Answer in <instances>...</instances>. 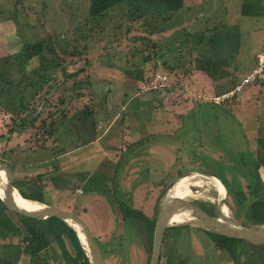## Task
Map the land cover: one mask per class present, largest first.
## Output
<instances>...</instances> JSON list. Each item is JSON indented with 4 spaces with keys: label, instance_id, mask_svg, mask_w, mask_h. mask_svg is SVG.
<instances>
[{
    "label": "rangeland",
    "instance_id": "1",
    "mask_svg": "<svg viewBox=\"0 0 264 264\" xmlns=\"http://www.w3.org/2000/svg\"><path fill=\"white\" fill-rule=\"evenodd\" d=\"M142 2L119 3L103 15L89 18L90 0H0V57L18 52L25 43L56 37L53 39L55 50L63 59L66 71L56 72L55 77L62 83L58 90L51 92L50 101L39 103L41 117L47 115V110L54 111L59 107L56 105L58 98L65 97L63 95L69 92L79 94V99L65 104V111L71 119L68 117L60 123L55 140L36 127H29L24 133L12 137L8 134L11 120L7 114L4 116V110L0 111V155L14 174L17 173L15 177L20 178L24 174L36 177V172H42L16 169L18 165L37 162V159L49 160L61 149L71 150L79 146L81 125L88 124L91 130V121L98 118V112L107 110V118L111 120L116 116L115 125H118L123 106H128L130 102L136 106L134 118H137V122L133 117L127 118V122L131 123L127 128L138 132V137L132 138L142 139L139 146L144 145V149L131 161L129 150L122 156L121 163L126 157L129 163L126 182L119 177L123 167L120 163L121 168L116 169L117 189L113 186L115 181H107L108 190L100 196V205L95 204L94 209L86 212H82L79 205L74 207L64 203L55 190L44 189V200L50 205L70 208L75 214L82 213L80 216L94 234L106 264H149L151 257L153 241L150 242L145 226L134 219L124 222L117 199L126 201L130 198L133 208L148 218L157 217L158 209L155 212V206L160 207L175 182L184 176L198 177V180L179 187L185 192H192L185 197L186 200L199 204L213 202L218 206L224 197L221 209L240 221L252 199L248 195V185L252 184L251 175L248 177L247 173V170H251L248 143L239 129V121L214 102L215 97L231 86L223 83L212 86V76L198 68V58L208 57V52L211 56L216 54L210 48L214 43H210L208 37L212 31H220V25L225 20L221 6L229 1L189 2L166 20L161 15L149 13ZM243 3L249 7L250 15H242ZM237 14L228 37L221 30L215 38V43L230 42L228 54L223 57L227 59L230 56L227 60L229 64L222 63L218 69L226 71L229 68L231 74L236 70L243 72L252 62L253 53L258 51L252 69L255 68L264 54V0H242L240 14ZM159 28L161 31H158ZM202 31L204 35H201ZM154 42L158 44L157 48L165 52V63L162 58L145 62L144 57L154 54V47L151 46ZM220 56L222 54L219 55L222 58ZM252 69L247 70L245 75L251 73ZM72 73H76L73 78H65V74ZM138 74H141L140 79ZM162 79H165V85L155 81ZM74 82L75 90L66 89ZM201 84L206 90L199 87ZM21 87L22 84L18 88ZM83 111L96 114H83ZM185 114H188L184 119L187 124L182 130L179 128ZM70 121H76L75 126ZM101 132L102 129L98 130L97 135ZM113 132L118 135L119 125ZM150 144H154L152 163H149L152 155L147 158L145 153ZM21 145L24 150H19ZM38 145L45 148H38ZM8 152H11L10 156ZM139 155L144 156L140 158ZM10 161L18 162V165L13 166ZM159 168L163 170L161 175H157ZM225 183L230 184V188ZM238 185L246 199L242 205L235 200L234 191ZM80 189L73 193L81 197ZM8 216L16 231L14 234L4 232L0 224V259L8 258L13 252V264H29L28 255L23 251L26 243L22 238V221L16 213L8 212ZM34 224L46 240L43 246L47 242L49 246L45 249L47 260L44 261L43 255L33 264H68L69 256L74 254L72 245L64 236L65 251L62 250L55 240V234L49 230L50 227L55 228L57 231L54 232L60 233L58 224L53 221ZM46 224L51 226L47 227ZM187 226L183 230L173 227L166 231L159 264H166L167 259L175 261L177 255H182L185 264H234L227 254L213 246L203 231L195 229L202 227ZM5 244L11 245L10 251L8 247H3ZM250 244L243 243L241 246L243 255L240 262L251 258L255 264H264V257L256 244Z\"/></svg>",
    "mask_w": 264,
    "mask_h": 264
},
{
    "label": "trees",
    "instance_id": "2",
    "mask_svg": "<svg viewBox=\"0 0 264 264\" xmlns=\"http://www.w3.org/2000/svg\"><path fill=\"white\" fill-rule=\"evenodd\" d=\"M146 5L147 11L154 15H161L165 20L169 18L176 10L179 8L184 7V5H189V2H197L198 0H143ZM251 1V0H247ZM262 1V0H261ZM132 3V2H141V0H90V4L88 7V17L89 18H96L98 16L103 15L106 11H108L113 6L119 3ZM246 2V0H244ZM191 4V3H190ZM249 7L247 4L243 3L241 13L242 15H250ZM144 11V10H143ZM255 15V14H253ZM88 18V19H89ZM214 20V19H213ZM163 23V21H162ZM212 28V27H211ZM207 29V28H205ZM158 31H161L159 28ZM212 31V29L210 30ZM214 32V31H212ZM203 31L201 32V35ZM204 35V34H203ZM51 36L45 39H39L33 42L23 44V47L18 50L16 53H12L10 55H6L4 57H0V111L5 113L4 115H8V119L11 120V125L8 127V134L18 135L19 133H24L29 127H36V129H43L42 132L48 134V136H52L54 139L55 133L58 131L60 123L68 118L67 112L65 111V104L67 102H71V100L77 98L79 99V94H70L63 95L65 97L58 98L56 105V111L47 110V115L41 117V112L38 110L41 101H50L48 100L49 96H51V92L53 90H58L62 80H58L55 77L57 71L64 73L65 66L62 63L63 59L59 56L58 52L55 50L54 41L56 37ZM215 35L213 33L209 34L208 40L210 43H214ZM213 45V44H210ZM154 47V54L148 55L144 57L145 62L150 59H157L162 58L163 63L167 61V58H164V51L160 50V47L157 48L158 44L154 42L151 45ZM157 52V53H156ZM190 53V52H189ZM156 55V56H155ZM158 61V60H157ZM222 63H227L226 60H222L220 58L212 59L211 61L205 60L202 62V66L199 68L205 71L209 76H214V74L219 70V66ZM167 67L169 62L166 63ZM154 62V67H155ZM157 71V70H156ZM18 73V74H17ZM75 74H65V78H73ZM246 75H243L239 78L237 83H240L241 80ZM141 78V74H138V79ZM232 86L229 90L225 91L228 92L232 88H234L236 84L235 79L232 80ZM259 81H264L260 80ZM22 84L21 88H18L19 85ZM246 84L243 88H245ZM76 83L74 82L70 88L75 90ZM19 90H18V89ZM68 91V90H67ZM238 95L235 94L229 99L223 101L222 104L217 105H224L235 103V99H237ZM136 101V100H135ZM133 102H130L128 106H124L122 112V121L123 119L134 117L135 112V105H132ZM213 103V102H211ZM215 104V103H213ZM216 105V104H215ZM61 109L60 111H58ZM130 111V112H128ZM127 115H126V113ZM93 111H83V114H92ZM126 117V118H125ZM70 118V117H69ZM71 119V118H70ZM132 120V119H131ZM127 121V120H126ZM129 121V119H128ZM7 123V122H5ZM95 125V123H94ZM45 128V129H44ZM47 129V131H45ZM55 140V139H54ZM38 148H45L44 145H38ZM9 153V152H8ZM5 158L0 155V160L5 163L13 172V169L10 167L9 164L4 160ZM13 166H16L18 162L10 161ZM25 164H22V167ZM118 165V164H117ZM28 171V169H24ZM15 175V174H14ZM44 174H37L36 177H27V175H23L22 177L18 178L13 176V186L18 190L20 195L26 199L39 202L41 204H47L44 198V187L45 184L43 181ZM115 182L113 186L117 189V181L116 176H114ZM113 179V181H114ZM1 184V181H0ZM227 184L225 183V186ZM250 191L248 195L252 197L251 201L249 202L248 206L243 212L242 221L245 223H262L264 222V195L260 196V191H262L263 187L262 184L250 185ZM98 194L102 195L104 192H97ZM116 195V190H114ZM235 200L236 203L242 205L246 202L244 199V193L241 190L235 191ZM160 198V197H159ZM158 198V199H159ZM244 199V200H243ZM119 202V210L122 214V220L131 221L132 219L141 222L143 226H145L148 237L150 242L153 241V233L155 228L156 216L153 218H148L138 209H135L131 205V200L128 198L126 201L117 199ZM78 207V204L75 203L74 207ZM206 212L210 215H216L218 212V206L216 203L209 202V203H201ZM69 209L70 208H65ZM158 206H155V212H157ZM0 210H9L4 205L2 199H0ZM73 211V210H72ZM11 213H15L10 211ZM82 212H86V210L82 209ZM17 214V213H16ZM82 213H77L80 216ZM19 215V214H17ZM20 220L22 221V225L24 226V230L22 238L26 243V248L23 251L28 255V263L33 264L36 263L39 258H42L44 255V261L47 260L46 251L45 249L49 246V242L45 246H43L44 241L46 242L45 238L41 233L38 231L37 227L35 226V222L39 223H47L48 221L45 220H37L35 218H29L25 216L19 215ZM82 217V216H81ZM58 224L57 229L60 233H57L55 228H51L50 224H46L47 227H50L51 233L55 234V240L59 243L62 250L65 251L64 248V236L70 242L73 247L74 254L73 256H69L68 264H91L89 260L88 251L84 244L79 240L76 231L68 226L63 222H57V219H53V222ZM188 226H178L179 230L186 229ZM173 227L167 228L172 229ZM197 231H203L207 237L212 241L213 246L219 250L220 252L227 254L230 260L233 261L234 264H255L253 259H246L242 263L240 262V257L242 254L241 246L243 243H250L240 239L235 238H228L223 235H219L208 231L203 228H195ZM54 230H56L54 232ZM166 230V231H167ZM166 231L164 234V238L166 237ZM19 234V232H18ZM255 245V244H250ZM257 248L260 250V253L264 257V244L256 245ZM19 248V247H18ZM245 251V250H244ZM13 252L11 253L8 258L0 259V264H13ZM14 259V258H13ZM160 262V261H159ZM264 262V258H263ZM44 263V262H43ZM166 264H185V261L182 255H177V259L173 261L172 259H167Z\"/></svg>",
    "mask_w": 264,
    "mask_h": 264
},
{
    "label": "crops",
    "instance_id": "3",
    "mask_svg": "<svg viewBox=\"0 0 264 264\" xmlns=\"http://www.w3.org/2000/svg\"><path fill=\"white\" fill-rule=\"evenodd\" d=\"M228 1L229 2H223L221 6V10L226 21H222V24L220 25V31L224 30L222 32H225L223 34L225 37H228L230 33L229 28L236 22L238 15L237 13L240 14V5L242 2V0ZM220 31L216 30L212 32L215 35V38H217V34L220 33ZM215 38L214 45L210 48L214 53L216 51V54H213L211 56V53L208 52V57L203 56L201 59L198 58V68L199 66H202V63L200 62V60L202 59L211 61L214 55L216 56V58H219V55L222 54V56L220 57L223 58L228 54L227 51L230 47V42L220 41L219 43H215ZM257 52L253 53L252 62L249 63L245 70L241 73H238L236 70V72H232L231 74V69L229 68H226V71L219 69V71H217L214 76L210 78L211 85L215 87L220 86V84L223 83L222 85L225 84L227 86L228 84H230V86H232L233 79L236 80V82H234L233 84H236L239 78L245 75V73L251 70L254 66V58ZM229 59L230 56H228L227 59L223 58L222 60L227 61ZM199 70L201 72H205L200 68ZM199 87L206 90L204 88V84L199 85ZM235 100V103L230 102V104H224L220 106H218L217 104L216 105L225 109V112L229 111V113H231V117L239 121V129L242 132L243 136H245V140L248 143L247 153L250 156L249 166L251 169L249 171L247 170L248 177L251 175L252 186L256 184L258 185L259 183L262 184L263 189L259 192L260 196H262L264 195V81L251 83V85H248L240 92L237 99ZM94 113H92V115H94ZM181 115L184 116L183 113ZM185 115V117H182V121H184V119L188 117V114ZM97 117L98 118H94L91 121V130L89 129L90 125H81L82 127L80 129L82 131L80 132V139L78 141L80 142L81 140V142L79 146L71 150L66 149L63 151V149H61L62 151H60L59 154H55L53 157H50L49 160L37 159V162H28V164L24 163L25 165H23V167L22 164H17L18 166L15 168H27L28 170L42 171L36 172L38 174L47 173V175L43 176V179L45 176L47 178L42 181L45 184L44 189L46 188L55 190L56 193H58V195H56L58 197L60 196L61 200H63V202L66 204L68 203L71 204V206H74V204L77 203L82 209L86 211L94 209L95 204L100 205V202H102V198H100V196L102 195L98 194L97 192L108 190L107 181H113L114 176H116V169L118 167L121 168L120 163L122 162V156L124 155V153L128 152V150L130 151L129 161H131L139 151H142L144 149V145L141 147L139 146V144L142 142V139L139 138L133 140L132 137H138L139 134L135 129L127 128L131 126V123L126 121L127 119H123V121L122 117L119 119L118 125L120 127V132H118L117 135L113 132L115 127L118 126L115 125L116 116H114V118L110 120L109 118H107L109 117V115L107 114L106 110L104 112H98ZM133 119L135 118L133 117ZM133 119L131 120V122L133 121ZM75 123L76 121L74 123L72 122L71 124L75 126ZM185 124H187L185 121L181 122V128L179 129L183 130L186 127ZM100 129H102V132L97 135L98 130ZM184 131H186V129ZM22 145L20 146L19 150L25 149L24 147H22ZM145 153L147 158H149L148 155H152L149 158V163H152V159L154 156V144H150L149 148L145 149ZM139 156L140 158H142L144 155ZM8 158L9 160H11L10 157ZM142 162L144 163V161ZM121 164L123 167L119 173V177H121V179L123 178V182H126L127 179H125V174H127L126 170L129 167L127 157ZM157 171V175H161V172H163V170L161 169ZM16 174H13V176H16ZM29 175L30 174H28L27 177H29ZM46 183L48 185H46ZM249 186L250 184L248 185V188L250 190ZM80 187V190L82 191L81 197L73 193ZM228 187L230 188V184L228 185ZM236 190H240L239 185L237 189H235V191ZM8 212L9 210H0V224L5 230L4 232H11L12 234H14L16 230L14 228V224L10 222L11 220L9 219ZM3 236H5V234ZM3 247L9 248L11 247V245L5 244ZM8 251H10V248Z\"/></svg>",
    "mask_w": 264,
    "mask_h": 264
},
{
    "label": "water",
    "instance_id": "4",
    "mask_svg": "<svg viewBox=\"0 0 264 264\" xmlns=\"http://www.w3.org/2000/svg\"><path fill=\"white\" fill-rule=\"evenodd\" d=\"M0 173L5 178V183L2 189L3 192L2 196H0V199H2L7 209L21 216L45 220L48 222L53 221V219H57V222L60 221L67 224L76 231L78 238V231L84 236V245L88 251L91 264H106L94 234L81 216L70 210L54 205L42 204V207L35 209L24 208L18 204L14 198V193L19 192L13 186V173L11 169L1 160ZM224 199L225 198L223 197L218 203L217 214L210 215L199 203L186 200L185 198H168L167 196L158 208L149 264H159L164 234L167 228L170 227L196 225L228 238L240 239L256 245L264 244V222L245 223L238 220L234 216L225 214L222 212L220 207L224 203ZM186 212L191 217L190 220L182 223L171 222V219L174 215Z\"/></svg>",
    "mask_w": 264,
    "mask_h": 264
},
{
    "label": "bare ground",
    "instance_id": "5",
    "mask_svg": "<svg viewBox=\"0 0 264 264\" xmlns=\"http://www.w3.org/2000/svg\"><path fill=\"white\" fill-rule=\"evenodd\" d=\"M1 176V184H0V196H2V192H3V185L5 183V178L4 176L0 173ZM193 180H198V177L196 176H184L179 178L174 186L171 188V190L168 193V198L171 197H177V198H185L187 196H190L189 194H191L192 192H185L182 189H179L180 186H182V184L185 183H189L190 181ZM198 183H191L190 185H196ZM14 198L16 199L17 203L20 204L21 206H23L26 209H35V208H39L42 207V205L39 202H33L31 200L25 199L23 198L19 193H14ZM222 212H224L225 214L226 211L225 209H222ZM191 217L188 215V213H179L176 214L172 217L171 222L173 223H182V222H186L187 220H190ZM78 235L79 238L82 242V244H84V236L78 231Z\"/></svg>",
    "mask_w": 264,
    "mask_h": 264
},
{
    "label": "built area",
    "instance_id": "6",
    "mask_svg": "<svg viewBox=\"0 0 264 264\" xmlns=\"http://www.w3.org/2000/svg\"><path fill=\"white\" fill-rule=\"evenodd\" d=\"M263 56L260 57L261 62L259 64L256 65L255 68L252 69V72L249 73L248 75H246L240 83H237V85L232 88L230 91L225 92L221 95H219L218 97L214 98V102L219 104L222 101L231 98L232 96H234L235 94H239L244 88V86L246 84H250L251 82L255 81L256 79H262L264 80V54H262ZM157 76V75H156ZM155 79H158V77H155ZM166 79V78H165ZM165 79L162 80H155L157 82H163L161 85H165Z\"/></svg>",
    "mask_w": 264,
    "mask_h": 264
}]
</instances>
